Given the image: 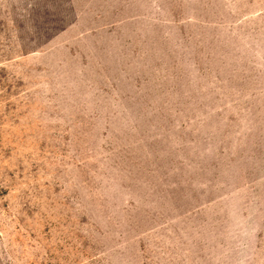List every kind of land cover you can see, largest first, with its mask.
<instances>
[{
  "label": "rangeland",
  "instance_id": "obj_1",
  "mask_svg": "<svg viewBox=\"0 0 264 264\" xmlns=\"http://www.w3.org/2000/svg\"><path fill=\"white\" fill-rule=\"evenodd\" d=\"M0 264H264V0H0Z\"/></svg>",
  "mask_w": 264,
  "mask_h": 264
}]
</instances>
